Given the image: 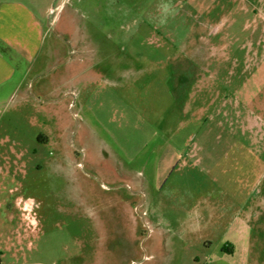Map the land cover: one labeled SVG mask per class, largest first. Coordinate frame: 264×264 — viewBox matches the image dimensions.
<instances>
[{"label": "rangeland", "instance_id": "obj_1", "mask_svg": "<svg viewBox=\"0 0 264 264\" xmlns=\"http://www.w3.org/2000/svg\"><path fill=\"white\" fill-rule=\"evenodd\" d=\"M25 2L42 101L0 264H264V0Z\"/></svg>", "mask_w": 264, "mask_h": 264}, {"label": "crops", "instance_id": "obj_2", "mask_svg": "<svg viewBox=\"0 0 264 264\" xmlns=\"http://www.w3.org/2000/svg\"><path fill=\"white\" fill-rule=\"evenodd\" d=\"M42 44L43 26L35 10L25 0L0 2V161H3L0 171L1 174L5 172V178L9 176L13 183L15 180L12 171H23L22 161L29 154L28 148L23 145L26 143L23 140L26 136L22 135L25 120L29 118L25 113L30 97H34L37 103L42 101L33 91H29L30 84L28 87L25 84L28 71L23 72L20 65L32 63L38 57ZM255 97L251 99L250 106L255 107V101H260ZM47 102L49 105L53 104L50 120L53 117V125H59L60 122L56 123L55 120V100L48 99ZM200 111L203 113L206 107L201 106ZM52 135L48 126L37 139L41 143H49ZM9 193H14L12 186L9 187ZM8 202L10 207L15 204L13 207L19 214L27 207V202H22L19 198L12 201L0 196V208L7 206Z\"/></svg>", "mask_w": 264, "mask_h": 264}]
</instances>
